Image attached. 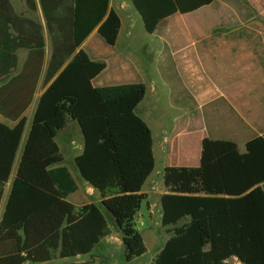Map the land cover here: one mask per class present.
Wrapping results in <instances>:
<instances>
[{
  "label": "trees",
  "instance_id": "1",
  "mask_svg": "<svg viewBox=\"0 0 264 264\" xmlns=\"http://www.w3.org/2000/svg\"><path fill=\"white\" fill-rule=\"evenodd\" d=\"M31 13L39 9L44 28L17 16L0 0V207L22 139L25 112L43 78L44 93L30 125L24 149L0 217V264H48L90 255L114 229L101 207H75L68 197L77 191L63 157L46 129L59 103L75 101L73 117L83 140L73 160L81 181L100 200L124 194L103 106L144 89L142 85L94 88L105 70L80 49L96 31L113 47L120 30L110 0H23ZM215 0H129L144 31L188 16ZM45 36L51 46L45 68ZM27 58L19 73L17 52ZM173 76V75H172ZM195 104L182 86L173 90ZM223 102V100H220ZM230 111L233 113L231 108ZM240 154L231 141L202 139L197 168H165L167 194L160 200L161 227L168 239L151 264H264V138L254 136ZM207 221L209 250L203 251L198 222Z\"/></svg>",
  "mask_w": 264,
  "mask_h": 264
},
{
  "label": "crops",
  "instance_id": "2",
  "mask_svg": "<svg viewBox=\"0 0 264 264\" xmlns=\"http://www.w3.org/2000/svg\"><path fill=\"white\" fill-rule=\"evenodd\" d=\"M8 1L17 16L33 20L44 28L39 9L31 13L23 0ZM228 1L215 0L208 8L195 14L177 15L164 20L153 35H148L129 0H126L128 6L124 3H122L124 6L118 5V3L115 4V0H110L109 9L113 10L120 19V30L115 45L107 46L94 31L80 48L91 61L105 64L103 73L92 82L94 88L123 85L144 87L138 93L103 106L124 194L100 200L96 192L81 181L83 189L81 194L85 193L95 199L94 203L101 207L107 220L114 226V229L111 228L110 231L121 237L127 239L134 237L144 242L153 239L155 236L153 234L156 233L155 227L162 228L160 200L167 194L162 181L163 170L171 167H198L200 143L206 137L203 134H197L195 132L197 130H192L194 125L200 127L202 117L197 123L190 112L195 111L201 114L208 105L223 100V103L233 111L235 119L249 130L251 136L264 138V55L254 52V36L250 38V35L244 34L243 40H234L238 33L264 30V0H231V4ZM126 10H128L127 14L124 13ZM213 11H215V18L212 17ZM199 13L200 30L214 32L215 38L210 35L201 36L199 41L185 43L184 51L171 53V38L166 40L159 32L167 31L169 35L171 20L188 18ZM229 14L233 17L232 22L225 25V17ZM225 31L231 32L232 39L225 38ZM239 47L243 50H238ZM50 56L51 46L45 36V68ZM17 58L15 74L22 69L27 52L18 51ZM42 81L43 78L39 82L32 104L24 114L26 124L12 168L14 174L38 100L45 91ZM177 86H182L194 99L195 104L184 97L174 102L173 90ZM161 103H164L166 110V126L175 133L173 140L177 138L178 143L184 145L179 147L175 163H171L167 150L162 152L157 145L159 142L153 135V129L160 123L158 116ZM74 104L73 99L61 101L54 118L46 123V129L62 157V142H66L71 147L74 143L71 140L73 137L80 141L79 148H76L78 152L73 160L82 153L83 149V140L73 117ZM182 105L185 106L186 112L182 109ZM0 123L9 128L16 126L15 122L7 121L1 116ZM51 125H56L55 127L60 128V131L51 130ZM179 127H182L183 132L177 135ZM243 133L245 142L251 139H248L245 132ZM186 134L189 137L193 135L196 137L184 142L183 138ZM167 142L168 138L165 137V145ZM190 144L194 145L192 157L189 155ZM65 167L69 170L67 166ZM71 196H75L80 202L73 204L69 201ZM71 196L67 200L77 208L92 203H83L78 189ZM198 228L202 249L207 252L209 250L207 221L200 220Z\"/></svg>",
  "mask_w": 264,
  "mask_h": 264
},
{
  "label": "rangeland",
  "instance_id": "3",
  "mask_svg": "<svg viewBox=\"0 0 264 264\" xmlns=\"http://www.w3.org/2000/svg\"><path fill=\"white\" fill-rule=\"evenodd\" d=\"M231 4V0L228 1ZM121 4V6L127 5L126 0H115V4ZM124 3V5L122 4ZM128 6V5H127ZM128 13V10L124 12ZM209 16V15H208ZM210 19L211 16H209ZM212 17L215 18V11L212 12ZM209 19V20H210ZM233 17L229 14L228 17H225V25H229L232 21ZM199 20L200 13L196 14L192 17L188 18H175L171 20V32L169 35L167 31H160L159 34L166 40L171 38V53L173 51H184L186 48L185 43L191 41H199L201 36L210 35L212 38H215L216 34L214 32H208L205 30H200L199 28ZM214 25V24H213ZM264 26V25H263ZM230 27V26H229ZM214 28V27H213ZM202 31V32H201ZM226 39H232V34L230 31H225ZM250 35V38H253V47L254 52L259 55H264V30L257 29L253 32L246 33H238L234 40H243V36ZM244 45V44H243ZM247 45V44H245ZM238 50H243V48L239 47ZM164 103H161V111L159 117V125L153 129V135L157 139V145L162 150H167L168 157H171V163H175L177 159V154L182 146V144L178 143V139L173 137L175 136L174 130L166 126L165 117L166 110L164 109ZM182 109H185V106L182 105ZM169 112V109L167 110ZM186 112V109H185ZM190 115L197 121L202 117V122L199 126H192V130H197V134H203L206 138L212 140H225L234 142L239 150L240 154L245 153V144L244 141V133L248 137V139L252 138L255 135L249 134V130L245 128L242 124H240L236 119L234 114L230 111L229 107L221 102L216 101L210 105H208L207 109L203 110L200 114L199 112L192 111ZM56 125H51V130L58 129L55 127ZM187 129V126L185 127ZM259 129V128H257ZM178 130V129H177ZM60 131V128L58 129ZM180 132V133H179ZM183 132L182 127H179L177 135ZM243 133V134H242ZM184 133H182L183 135ZM62 138V135L60 136ZM168 138L167 145L164 143V138ZM196 135L191 137L188 134L184 135L183 141L188 142L190 139H194ZM74 143L72 146H68L66 142H62V151H63V164L67 166L70 170L71 176L75 181L77 189L79 191L80 199L83 203L95 202L90 196L81 194L83 192L82 182L74 168L73 165V157L77 154L79 148L80 141L77 140L76 137L71 139ZM180 147V148H179ZM190 157L194 155V145L190 144ZM71 148V149H70ZM171 154V156H170ZM185 164H190L185 162ZM191 166V165H187ZM14 173L11 172L10 179L8 184L6 185L4 197L8 194L10 184L13 180ZM264 190V185L262 186ZM77 198V195H76ZM75 196L69 197V201L73 204H78L80 200L76 199ZM5 204V202H4ZM3 200L0 207V217L3 211ZM155 232L153 234V239H148L146 242L135 239L134 237L127 239L125 237H121L118 234L111 232L109 236L103 238L100 244L96 247V249L86 257H79L72 260H59L55 259L48 264H151L154 257L158 254V252L162 249L164 243L168 239V235L165 234L164 229L155 227ZM226 264H240L237 260L230 259L226 262Z\"/></svg>",
  "mask_w": 264,
  "mask_h": 264
},
{
  "label": "bare ground",
  "instance_id": "4",
  "mask_svg": "<svg viewBox=\"0 0 264 264\" xmlns=\"http://www.w3.org/2000/svg\"><path fill=\"white\" fill-rule=\"evenodd\" d=\"M6 198H7V196H6ZM5 200H6V199H3V205H4Z\"/></svg>",
  "mask_w": 264,
  "mask_h": 264
}]
</instances>
